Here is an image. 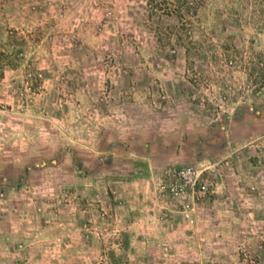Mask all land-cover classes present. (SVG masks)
Instances as JSON below:
<instances>
[{"label":"rangeland","instance_id":"rangeland-1","mask_svg":"<svg viewBox=\"0 0 264 264\" xmlns=\"http://www.w3.org/2000/svg\"><path fill=\"white\" fill-rule=\"evenodd\" d=\"M149 2L0 0V264H264V0Z\"/></svg>","mask_w":264,"mask_h":264},{"label":"built area","instance_id":"built-area-1","mask_svg":"<svg viewBox=\"0 0 264 264\" xmlns=\"http://www.w3.org/2000/svg\"><path fill=\"white\" fill-rule=\"evenodd\" d=\"M175 175L177 177V181H180L179 184L181 186V191L184 190L185 187L193 190L197 186L199 174L192 166H186L178 169ZM175 187L177 188L178 186H173V189H175ZM197 187L199 193L204 194L207 191V186L205 183H201Z\"/></svg>","mask_w":264,"mask_h":264},{"label":"water","instance_id":"water-1","mask_svg":"<svg viewBox=\"0 0 264 264\" xmlns=\"http://www.w3.org/2000/svg\"><path fill=\"white\" fill-rule=\"evenodd\" d=\"M74 169H75V170H79V165H78V164H74ZM80 172H81L82 174H85V173H86V171H85L84 169H81Z\"/></svg>","mask_w":264,"mask_h":264},{"label":"trees","instance_id":"trees-1","mask_svg":"<svg viewBox=\"0 0 264 264\" xmlns=\"http://www.w3.org/2000/svg\"><path fill=\"white\" fill-rule=\"evenodd\" d=\"M149 1H150L149 4L151 5V1H152V0H149Z\"/></svg>","mask_w":264,"mask_h":264}]
</instances>
